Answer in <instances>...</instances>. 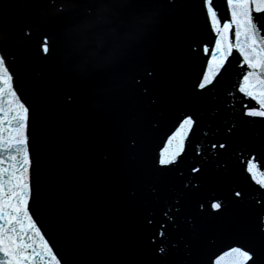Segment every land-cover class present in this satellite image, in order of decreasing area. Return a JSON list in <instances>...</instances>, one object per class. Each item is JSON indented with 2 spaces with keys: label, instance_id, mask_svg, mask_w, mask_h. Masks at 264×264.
<instances>
[{
  "label": "snow or ice",
  "instance_id": "obj_1",
  "mask_svg": "<svg viewBox=\"0 0 264 264\" xmlns=\"http://www.w3.org/2000/svg\"><path fill=\"white\" fill-rule=\"evenodd\" d=\"M204 3L215 38L206 71L202 72L196 87L203 90L213 85L222 71H227L226 65L235 51L242 58L243 75L238 92L257 105L248 107L246 115L264 118V0H226L230 18L225 16L223 21L213 7V0H204ZM33 7L39 16L42 10L38 0ZM10 24L7 20L0 21V28ZM41 47L45 54L49 52L47 38ZM209 51L207 46L204 47L205 53ZM29 121L30 106L16 91L13 72L5 54L0 52V264H66L54 251L30 211L32 158ZM195 124L192 115L182 118L156 160L160 166L158 171L175 165L185 153L186 142ZM130 146H134V142ZM219 146L225 147L224 144ZM262 167L255 157L246 161V173L255 184L264 188ZM192 171L199 172L200 169L192 168ZM230 195L234 200L242 198L241 192L234 189ZM200 207L203 208L204 204ZM208 207L212 210L211 215L220 216L227 208V199L213 196ZM157 235L164 237V230ZM159 251L163 253L165 249L161 247ZM255 255L254 249L231 247L216 258L215 264H255Z\"/></svg>",
  "mask_w": 264,
  "mask_h": 264
},
{
  "label": "water",
  "instance_id": "obj_2",
  "mask_svg": "<svg viewBox=\"0 0 264 264\" xmlns=\"http://www.w3.org/2000/svg\"><path fill=\"white\" fill-rule=\"evenodd\" d=\"M117 47L113 46V50H115ZM102 65H105L106 63H109L110 59H105L104 57H100ZM37 62L39 63V61L37 60ZM72 78L75 77V80L78 82V84L81 81V79L79 78L80 76H78V73H74L72 76ZM31 81V80H30ZM30 81L26 82V84L28 85V93L25 95L24 99L29 103L30 108L35 109L36 106H38V104H40V101L35 99L34 97L37 96L34 92L33 89L35 88L33 85V83H31ZM30 83V84H29ZM33 84V85H32ZM99 87H96V97L97 99L100 101V99H102V103L100 106L98 107H104L102 108V110L98 113L95 110H90L88 111V107L89 105L85 104L86 98L88 97V95L81 89L79 88V90H77L75 97L77 96V98L80 101V104L77 105L79 106L78 109H76V106L74 105L75 109L74 111L79 112V114L77 112H75L74 114H71L72 116L75 117V121L76 122H80L81 120L84 119L85 116H92V118L95 119V124H100L104 129L102 134H105V139H106V144H111L109 143L111 141V139L114 140V143H116V151H118V153L120 152V158H118L116 160L117 165V171L115 172V174H112V178L113 177H117V182L118 185L115 186L114 188L111 189L110 192H107L106 194L104 193V195L102 196V198L104 199L103 203L100 205V211H105L107 205L113 203H117L121 205V211L123 210H127L128 208H125L123 205L128 203L130 205H135V209L131 208V211H133V215L136 216L137 218H139V222L135 225V228L133 229L134 231H136L135 233V240H137L136 242H130L126 244H119L116 243L115 241H109V236L107 235V233L105 234V232L103 233L100 232L99 230H97V232H99L100 236L104 239L101 243H103V246L100 247V249L98 250L100 255L97 256V258H90L88 257V259L86 260V262H88V264H117L114 260L116 257H120L122 262L127 261V258H129L130 256L132 258L140 256L142 253H146L147 257L149 260L147 261H151L150 262H144L142 264H163L165 261V258L161 255L160 256V252L157 249V247H162L163 244L157 243V233L163 229L164 232L166 231V227H171V229L169 230H179V228H183L184 224L186 223V225H188L189 227H191V229L196 230L198 229V223H196L197 221L194 220H188V218L193 219V205L199 200V198L196 197H201L199 194L202 193V191H204L203 188L199 187V191H198V195H194L192 194V191H189V189L186 188V186H182V177L184 176V174L182 175H177L176 178L178 179V181H174L171 184V180L170 177H172L174 175V171H172V173L169 176L168 180V184L163 185V190L159 191L158 189H154L153 194H151L152 190L150 189H146L145 186L143 185L146 181L143 178V175L147 173V167L151 166V163L154 162L152 161V159L155 158V155H153L155 153L154 151V143L156 142L155 139V134H153V138L151 136V132H147L146 129H144V126H142L145 122H143L142 120H140L139 124L137 121H134L133 118H131L129 120V123H124V120L122 118V114L119 112V110L116 108L115 104H111L110 106L107 107V104L104 100V95L103 92ZM38 97V96H37ZM74 97V96H73ZM186 97H189V101L192 103L194 102L192 100V93L190 91L186 92ZM74 101V99H72V102ZM94 103V102H93ZM81 106V107H80ZM87 109L84 112H82L80 114L81 111L84 110V107ZM165 111H170L172 113L171 119L175 120L176 122L179 123V120L176 118V112L173 109V106L171 105H167V104H162L161 107L159 108V110L156 113V118L159 119L161 118L162 120L166 119V114ZM70 114V115H71ZM191 115L193 116H200V113L196 114V113H191ZM34 119H32V125L34 128V133H35V137L33 142H31V147L34 150V161L39 159V156L45 155V153L47 151H49L48 146L49 145H53L55 143H50V138H52V133L49 127L50 125V120L47 117H44V115L40 116V115H35L33 117ZM115 120H118L120 124L115 123ZM148 126V125H146ZM65 129V126H62L59 130L61 131V134H54V138L56 140L57 143H61L63 142V131ZM100 135H97V137H99ZM97 137H95V139H98ZM37 141H36V140ZM151 139H153L154 142H151ZM128 143V146L126 143ZM134 142V146H130L132 145V143ZM156 144V143H155ZM47 145V146H46ZM86 154V153H85ZM118 155V154H116ZM92 154H86V157L89 159L90 161H93L95 159V157ZM119 156V155H118ZM86 158V159H87ZM189 158V157H188ZM184 159V163H186V168H193V166L191 165V160L192 159ZM190 160V161H189ZM81 161V165H83V162L81 160V158H79V162ZM181 159L180 161L178 160V163L176 162L175 167H181L184 166L181 163ZM156 164V162L154 163ZM54 165V164H53ZM91 165H94L93 163H91ZM96 167V166H95ZM100 169V166H99ZM94 166L92 167V169L90 170V172H88L87 178H94ZM108 170H102V172L106 173L107 175H110V173L107 172ZM109 171H113V170H109ZM190 172H193L192 169L189 170ZM176 172V170H175ZM181 174V173H178ZM121 175V176H120ZM208 172L205 171L204 175H200V179H205V177H207ZM111 175L109 176V179H112ZM89 179V180H90ZM150 179H152V176H150ZM48 177L44 176V178L42 179V184H44L45 182H47ZM80 181H83V178L79 179ZM88 180V181H89ZM70 182L74 181V180H69ZM108 182L109 181H104L103 185L109 189L108 187ZM180 185L179 188H177V192L173 193V189H176V184ZM69 185V184H68ZM81 183L79 184V187L77 188H72L71 191H68V199H72V201L74 202L73 204L76 205V199H79L81 196L85 195V192H88L89 188H85V186H80ZM126 185H129L131 187L128 188L126 187ZM141 185V186H140ZM143 185V186H142ZM255 188H257V185L254 186L253 183H251V191H254ZM173 193V195H170L169 197H159V194H161L160 196H162L163 192L166 193L167 191H170ZM245 190V189H244ZM256 192V197H260L259 200L261 202V204L264 205V189L260 188L258 191ZM242 194V198H249V196L247 195L246 190L244 191V193ZM48 191H43L39 196L41 197V201H43V204H46L48 202ZM84 198V197H83ZM134 198L138 199V201L140 202H134ZM241 198V199H242ZM93 201H97V199H93ZM66 203L69 204L68 200L66 201ZM78 205V204H77ZM185 207H189L187 209V212L189 213L188 216L186 217V215L182 214V211L184 210ZM254 207H258V204H254ZM259 208V207H258ZM93 207L88 208L89 213H91V216L95 213H93ZM163 211L168 212L167 215H165V213L163 214ZM253 215V214H252ZM251 215V216H252ZM256 220V223H251V219L249 216H247L246 218L243 219L242 221V229L237 231V235H239L237 241L239 247H245V248H254V247H259V246H263V247H259L258 251L262 254H264V232H263V236L261 237L262 239H260V241L256 240V235L253 233V228H258V229H263L264 228V207L262 209H258L255 213H254ZM140 219L144 220V222H142ZM191 222V223H190ZM105 223V221H104ZM168 229V228H167ZM250 239H252V241L250 242ZM123 245L127 246V249H125L123 247ZM198 247H200L201 249L204 247L203 252L206 255L211 254V250L213 248L212 245H209L207 243H203L200 245H197ZM78 247V245H77ZM61 253L63 254V256L65 255V257L68 259V257L71 256H76L79 252H82L83 249L81 248H73V253L71 248L64 251L60 248ZM156 257H155V256Z\"/></svg>",
  "mask_w": 264,
  "mask_h": 264
}]
</instances>
